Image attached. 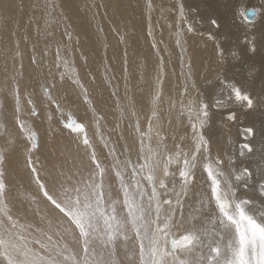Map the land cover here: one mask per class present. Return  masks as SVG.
<instances>
[{"label": "snow or ice", "instance_id": "6c2138e0", "mask_svg": "<svg viewBox=\"0 0 264 264\" xmlns=\"http://www.w3.org/2000/svg\"><path fill=\"white\" fill-rule=\"evenodd\" d=\"M146 7L151 12L152 0H146ZM178 12L183 24L186 17L182 2L178 5ZM244 14L247 15V10ZM251 14L257 15L255 9ZM211 23L217 25L215 19ZM187 31H193L192 24H188ZM65 32L71 42L72 33L67 29ZM148 35L151 36L152 32L149 31ZM176 35V43L182 47V33L178 30ZM152 47L159 53L155 42ZM250 50L254 52L255 47ZM219 54L222 58L223 50ZM56 60L57 68H65V72L61 73L63 79L69 61L61 55L60 47L56 49ZM164 69V57L158 56L151 98L152 118L148 121L146 132L141 131L139 122L135 125L143 162L134 163L129 156L120 159L115 145L100 137L103 148L112 157L111 167L118 181L116 195L112 185L105 182L107 170L86 123L77 121L71 114L63 122L69 134H74L76 148L82 147L89 161L87 177L77 172L74 180L73 175L65 173L62 167L57 168L53 164L56 169L53 172L41 160L40 136L34 126H29L21 118L18 83L11 90L14 101L12 121L18 125L27 143L12 138L4 100L0 98V137L4 138L0 143V264H264V203L258 207L256 200L246 195L258 183L259 199L264 202V167L225 170L222 161L212 156L210 140L204 134L210 120L209 104L190 98L184 106L195 141L192 155L178 151L174 156L167 155L166 159H162L159 149L145 145L144 137L151 139L153 119L161 101ZM124 71H128L126 65ZM188 75H191L190 67ZM73 77L84 102L92 106L90 111L99 129L103 117L96 115L90 92L74 69ZM106 82L111 83L107 77ZM52 87L54 85L44 87V96L49 105H55L61 112L63 119L64 113L52 93ZM183 91L188 92L187 85ZM112 95H117L115 90ZM125 99L127 103L117 99L121 117L126 111L137 116L135 101L127 91ZM230 102L240 109L254 110L258 105L264 106V100H258L243 85L235 83L230 86L227 101H218L217 106L232 107ZM27 103L32 105L30 115H41L36 111L31 93ZM43 114L45 119L52 120V113L47 108ZM227 119L236 120V113L230 112ZM242 132L244 142L239 145V155H255V145L247 142L255 135L254 128L246 127ZM259 134L264 140V130ZM201 152L203 164L200 183L197 184L195 169L197 154ZM14 155L17 156V163L22 164L27 172L28 180L25 194H18L15 198L18 204L9 199L14 179ZM260 158L264 161V147L260 149ZM181 159L177 183L169 166L181 163ZM161 171L163 177H173L171 183L158 178ZM144 182H147L148 188ZM33 185L34 191L31 190ZM192 188H196L199 208L189 213L186 219L184 206ZM241 190L243 193L238 194ZM29 213L38 217V223L28 219Z\"/></svg>", "mask_w": 264, "mask_h": 264}, {"label": "bare ground", "instance_id": "6f19581e", "mask_svg": "<svg viewBox=\"0 0 264 264\" xmlns=\"http://www.w3.org/2000/svg\"><path fill=\"white\" fill-rule=\"evenodd\" d=\"M2 1L5 5H7V9L5 12H2L4 11V8H3L4 6L2 5ZM82 2L84 3L83 5H85V0L84 1L83 0H0V4L3 6L2 7L0 5V52L3 53L0 58V62H1L2 68L4 69L3 70L0 67V71H1L0 73L3 74V78H4L3 83L1 81L0 82L2 83L1 84L2 88H3V84L5 85V88L0 89V93L4 91L3 94L2 95L0 94V95L3 96L2 99L4 100V110L8 115L7 123H8V128L10 130V133L12 134V138H14V135H18V131H19V129L16 128V126L14 125L15 122L12 121V112L14 111V101L12 100V96L9 92L10 82L11 81L15 82L14 76H13V69L17 68L18 73L20 75H24L23 77H20L18 80V85H19L20 90L27 89V90H30L32 94H34L36 88H38V82L35 80L34 71H33L35 67L31 66L34 64L33 58H32L33 56L32 57L27 56V55H30L31 54L30 52L35 49L36 45H38L35 42H33V40L37 41L35 40V38L37 37L33 35L35 33L34 32L35 29H38L37 35L39 34L42 35V39L40 38L38 40L40 47L37 50L35 49L36 51H33L34 52L33 55L36 54L35 59L37 60V62L39 63V62L51 61V58L56 54L57 47H60L61 55L64 57V59L69 61L66 75L67 74L69 75V73L73 75V69H74L75 73L79 76V78L87 77L91 80H94V82H92L89 85L90 97L94 96V98L101 99V101H99L98 104H99V107L102 108V110L106 111L105 110L106 106L109 108L113 107V105L117 102V98L115 99L111 97V95L107 92V86L101 82L100 75H105L109 77L111 79L110 84L114 83V81H118L121 84H123L124 85V95L122 98V102L127 103L125 99V91H127L128 96L132 97L135 101L136 110H138L137 108H139L138 106H140L139 104L142 101V96L144 97L143 99L147 100V91L145 90L147 88V80L144 82V85L141 88L139 86L142 83L141 77L142 78L145 77L147 79V70H151L155 74L157 65H156V58L153 55L152 56L154 58L150 57L151 55L150 56L147 55L152 50L151 47L149 46L150 47L149 50L150 49L151 50L147 52L148 49H146V51L143 54L144 56L143 60L146 59V61L148 62L146 64L145 75L142 76V74L138 73L139 66L137 65V63L141 61L140 60L141 59L140 58V52H141L140 45H142V43L144 42L147 44V26H146L147 24L145 25L144 23V20L146 19L140 21V23L139 21H136L137 22L136 24L138 25V27L136 26L137 27L136 29H138L139 27L140 28L142 27V29H140L139 31L135 30L134 36L126 37L122 35L121 31L123 30V27L121 26V24H118L119 20H117L116 16L115 18L117 21L110 20L111 23L107 24L108 22L105 19L103 20L101 17L93 16L94 14L91 11H94V10L88 11L85 8L82 9L83 7L80 8V4ZM86 2L88 1L86 0ZM177 2L179 4L182 2L184 6V10L187 9L191 13L192 20H194L199 25L201 22L204 27L203 28L204 31L202 30V32L199 30H198L199 32L195 30L192 31V33L195 35L194 39L193 37L192 38L184 37L185 33L184 34L182 33L180 37L182 47L180 46V49L181 51L183 50L185 51V47L187 49L188 48L192 49L193 55H192L191 60H193L196 64H198L200 68L202 67L206 68L204 71L206 76H208L210 71H211V75L208 78V83L206 84V86H203L202 89L201 88L199 89L197 88V86H195L196 88L195 90H193L192 89L193 85H191L192 83L191 81H180L182 78H184V75L179 74L178 76L176 72L175 74H172L171 71L173 69L170 70L172 65H170L171 62L169 61L168 59L169 56H168L167 62H165L166 67L164 71L166 75L164 77V85H163V92H162L164 103L167 101L166 98L175 97L177 99H175L174 104L172 103L173 104L172 106L175 107V109L173 110L179 109L181 107L179 101L181 100L183 96L185 97V94H186L183 91V88L185 85H187L189 89V91L187 92L188 97H190V95H193L194 97L197 96L200 98L204 97L205 100L210 103L211 98L215 95L214 92L216 90L217 84L221 81H225L227 84V87L226 85L223 86L224 88L223 93L226 92L227 94H229L231 84L235 83L237 84V86L243 85L244 88H246L258 100H264V0H177ZM55 3L58 4V9L55 8L57 9L56 11L53 10V7L56 6L54 5ZM95 3L98 4V2H95ZM178 3H177V7L179 5ZM22 5H24L25 10L28 12L33 9H35V11L33 13H28L25 15ZM157 6L159 5L157 4ZM163 6L162 8H160L159 11H158V8L157 9L152 8L151 12H149L148 10L149 15L153 14L155 18L159 16L160 17L164 16L165 13L164 15H162V12H163L162 10H165L168 7V5H165L164 7ZM129 8L132 9L131 7ZM237 8L239 9V13L241 17L246 22L254 23V24L245 23L238 15ZM245 9L247 10L250 9L251 11L255 9L257 15L255 16L251 15V19L246 20L244 18L245 15H243ZM171 10L172 11L177 10L178 12V8H173L172 6H170V11ZM88 12H91L93 15L91 13H90L91 15H89ZM126 13L128 14L129 12H126ZM190 13H189V16H190ZM133 14L134 12L131 15ZM140 15H142V13ZM136 16H135V20L139 18L143 19L142 16L140 17L137 16L138 18H136ZM146 17H147V13H146ZM150 18L152 19V17ZM151 19H149V21ZM213 19L217 21L218 26L213 25L211 23V20ZM39 20L41 21L39 27L34 26V24H36ZM169 21L171 22V25L170 24L167 25V23L165 24L163 23L162 25V28H163L162 32L165 33L166 36H167V32L170 33L172 29L176 31L178 28L181 27L180 26L177 28L178 22L176 19H175V22L174 21L172 22L171 19ZM24 23H27L28 28H32V29L29 31L25 27ZM89 23H90V26L88 27L87 25H89ZM157 24H159V22L155 24V21H153V25H157ZM62 27L64 29L63 31L64 34L66 33L65 32L66 29L68 30V28H73V30L77 33V35H79V38H81L82 43H80V45L78 46V49L76 48V46H70L72 42H70L69 45H65L67 47H64L62 45L63 48L59 44L60 42L59 40L61 38L58 37V35H56L57 33L56 29L60 28L59 30L60 32H62ZM158 27L161 28L160 26ZM96 30H100L101 32H110L111 38L119 50H120L119 47H121V44L124 42V45L126 44V45L131 46V48L130 47L129 48L133 50V53L129 54L128 56L126 55V57H123L122 53L118 54L116 51L111 54L106 52V50L101 52L99 48L100 46L98 45V33H96ZM157 30L158 29H154V27H151L150 31L152 32L153 37L156 36L155 32ZM204 33H208L211 39H206V37L204 38L203 37ZM174 34L172 35L171 40L176 43L177 38L174 37ZM121 37H123V39H121ZM56 38H58V40H56ZM142 39H144V42L142 41ZM193 40H195L194 44H193ZM43 41H44V44H43ZM22 44H25L29 48L26 50L18 51V53H16V51L13 49L14 47L16 48L17 46L20 49L26 48L22 46ZM30 45L32 49L30 48ZM253 46L255 47L254 52L250 50ZM106 47H107V43H106ZM227 47H232L233 48L232 51L229 52ZM214 48L217 50V52ZM11 50L14 51L15 56L11 54L10 58H6V55L8 54V52L11 53ZM94 50H96L97 52H94ZM220 50H223L222 58L219 54ZM24 51L25 53L23 54ZM233 53H235L236 55L234 56ZM71 54H74L75 57L72 58ZM185 55L187 56L186 53ZM161 56L163 55L161 54ZM15 57H18V59ZM100 59L103 62L100 61ZM220 59L221 61L219 62ZM235 59H238V61L234 62ZM83 60H85V63H83ZM204 60L206 64L204 63ZM105 61H108L109 63V64L107 63V66H106V69H107L106 73L105 71H102V68L104 69ZM56 62L57 61H55V63ZM51 65L52 64H50V67ZM125 65L128 69L127 72L124 71ZM43 66L47 67L44 63H42V67ZM179 68L181 69V73L184 72V70L181 67ZM50 74L52 77H54L55 73L52 67L50 68ZM125 77H127V79H125ZM151 78H152V75L151 77L148 76V80ZM153 80L154 79H152V82ZM30 83H34V84H30ZM13 86L15 87L14 83H13ZM66 86L67 84L64 85L63 88H65L64 90L67 92L68 89L66 88ZM150 89H151L150 90L151 92L150 91H149L150 93L148 92V95L150 96L149 98L152 97L151 93L153 90V84L151 85ZM197 97L196 99H198ZM219 97L220 95L218 94L217 98ZM71 99L72 101L75 100L74 97H72ZM183 101L185 102V99ZM68 105L70 106L71 104L68 103ZM80 108H82V105L75 107V109H78V110ZM243 114H245V119L243 121V124L233 122L232 125H228V128H226V130L218 123L219 121H223L225 117L224 116L218 117L216 115V118L213 121L212 127L210 126L208 129L210 136L211 137L213 136L216 138L213 152L218 151L219 156L224 157L222 156L223 154L222 151L225 149L227 151V154L224 153L223 155L226 154L228 156V153L231 154L230 155L232 159L231 162H229L228 165L222 166L225 170L234 168L238 171L242 169L243 167H248L254 170V169H257L258 167H264V161H262L260 158V149L261 147H264V140L261 139V136L259 134L261 130H264V106L258 105L254 110L245 111ZM106 115L107 117L105 118V120H103L104 122L113 120L112 121L113 124H118V126L123 124V127L125 128V130L128 128V125L133 126L135 123L140 121V119L139 121L137 120L136 116L131 115L130 111H126L123 117H121L120 113L113 114V113L107 112ZM174 116L172 115V117H170L169 119L174 118V120H177V116L176 115ZM131 119H134L135 121L133 120V122L131 123ZM104 122L102 126H105L109 123V122L108 123L105 122L104 124ZM175 123L176 122L174 121L169 123V125L172 127L173 130L175 129V126H177L175 125ZM186 123L187 121H185V124ZM110 124H108L107 127H109ZM246 127H253L254 130H256L254 139L250 141V143H253L255 145L256 151H255V155H252L251 158L244 159L242 161V159L238 155L239 153L237 152V149L236 150H233V149H235V146H236L235 143L239 141V134H238L239 129L241 130V128H246ZM120 130L122 131L121 128ZM133 131L134 129L132 127V130H130L129 132L132 134V135L131 134L129 135L131 138V139L129 138V140H132V138L135 137L134 135H138L139 137V134H136ZM123 134L124 132L121 135L123 136ZM171 134L172 132L170 133V135ZM109 135H111L112 137L117 136L114 133H109ZM3 140L4 138L0 137V143H2ZM137 140H138L137 150L140 153V139H137ZM144 140H146V143H145L146 146L150 144L149 141H152L154 142L150 144L152 148L157 149L159 147V146L154 147L155 145L160 144V143L155 144L156 140L154 139V137H151L150 140L148 139V137H146V139L144 137ZM227 140H228V143H227ZM125 141H127V139ZM157 141H159V139ZM18 142H19V138H18ZM97 143L98 144L96 145L100 146L103 149L102 144H100L98 140H97ZM131 145H134V144L132 143ZM74 146H75V140L69 139L65 135L64 132H61L57 134L56 136L52 137L47 142V147L50 151L49 152L50 154H48L47 157H45L46 164L49 167V169L53 172L56 170L55 168L52 167L53 164H55L57 168H60L61 166H63L64 159L61 155L62 152L68 153L70 151V148ZM115 147L119 150H122L121 149L122 147L119 141L115 145ZM129 151H130V148H129ZM213 152L211 151V154L214 157ZM163 153L161 151L160 157L162 159H165L164 158L165 155ZM128 155H131V154H128ZM198 157H203L202 152L198 154ZM105 158L107 161L102 160L107 165L105 182L106 184L112 185L113 194L116 195L117 189H118V181L116 180V177L112 175L113 172L109 165L112 162V157L108 156L107 152H105ZM20 160L22 161V157L20 158ZM12 163H13V168H14L12 175L14 179H13L12 191L11 193H9V199L12 200L14 203L18 204L19 202L15 198L18 194L21 196L25 194V190L28 188V180H27V174L24 172L22 168V164L17 163V156L14 155L12 157ZM17 172L19 174H17ZM158 174H160L159 176H162L161 172ZM20 185H23V187H20ZM31 190L32 191L35 190L34 185L31 186ZM192 190H194V188H192ZM247 192L250 198H253L256 200L258 207H260L262 203H264L259 199V191L252 192V190H248ZM41 207H43L42 204H41ZM188 207L189 208L184 213L187 218L189 217V213L192 212V207L190 205H188ZM178 218H179V214H178ZM28 219L33 223H38V217L33 216L31 213H29Z\"/></svg>", "mask_w": 264, "mask_h": 264}, {"label": "rangeland", "instance_id": "374dc122", "mask_svg": "<svg viewBox=\"0 0 264 264\" xmlns=\"http://www.w3.org/2000/svg\"><path fill=\"white\" fill-rule=\"evenodd\" d=\"M87 1L88 2H86V0H85V5H83L84 3L82 2L80 4V8L83 7L82 9L85 8L88 11L94 10V11H91L94 15L91 12H88V14L89 15L92 14L93 16L101 17L103 20L105 19L108 22L107 24L111 23L110 20L111 21H114L117 18V20H119L118 21V24H121V26L123 27V30L121 31L122 32V35H124L126 37L134 36L135 30L136 31L137 30L139 31L140 29H142V27L141 28L139 27L138 29H136L138 27V25L136 24L137 23L136 21H139V23H140V21L146 19V20H144V23H145V25L147 24L146 25L147 26V44L144 42V39H142V41L144 43H142V45H140L141 46V52H140V58H141L140 60L141 61L139 63H137V65L139 66L138 67V70H139L138 73L139 74H142V76L145 75L146 64L148 62L146 61V59L143 60L144 59L143 58L144 57L143 54L146 51V49H148L147 52H149L152 49L147 55H149V56L151 55L150 57H152V58L155 57L156 58V65L158 63V56H161V54H162L163 57H164L165 62H167V57L169 56L168 59L171 62L170 65H172V67L170 68V70L173 69L171 71L172 74H175V72H176L178 76H179V74L180 75H184V78H182L180 81H191L192 82L191 85H193V88H192L193 90H195V88H196L195 86H197V88H199V89L200 88L202 89L203 86H206V84L208 83V78L211 75V71L209 72L208 76H206V74L204 73V71H205L206 68H203V67L200 68L198 64H196L193 60H191L192 59V55H193L192 49H190V48L187 49L185 47V51L184 50L181 51L180 46H178L177 43H175V42H173L171 40L172 39V35L174 33H175L174 34V37L177 38V35H176L177 30L181 31V33H183V34L185 33L184 34V37H191V38L193 37V39H194L195 38V35L192 32H188L187 31V27H188V24L189 23L192 24L193 30H195V31H198L199 30V31L202 32V30L204 28L201 22H200V25H199L194 20H192V15H191V13L187 9L184 10L185 11V16H186L185 22L183 24L180 23L179 14H178L177 10L176 11H172V10L170 11V6H172L173 8H178L177 7V3H178L177 0H171V1H169V0H153L152 1L153 8H156V9L158 8V11L160 10V8H162L163 5L164 6L165 5H168V7L165 10H162L163 11L162 12V15H164V13H165V15L162 16V17L159 16L160 18L159 17H156L155 18L153 16V14L152 15H149V13H148V10L149 9L145 6L146 5V0H137V1H135V0H127V1L126 0H101V1L100 0H92V2H91V0H87ZM95 2H98V4L95 3ZM118 3H120V4H118ZM125 4H126V6H125ZM157 4L160 7L157 6ZM2 5L1 6L4 8V11H2V12H5L6 9H7V5H5L3 3V1H2ZM54 5H56V6L53 7V10L56 11L58 9V4L55 3ZM129 7H131L132 9H130ZM22 8H23V11H24L25 15L28 14V13H33L35 11V9L30 10L29 12L26 11L24 5H22ZM55 8H57V9H55ZM121 9H123V10H121ZM129 10L130 11L133 10V11L130 12ZM126 12H129L130 15H129V13L127 14ZM133 12H134V14H133L134 16L131 15ZM137 12H139L140 14L142 13V15L143 14L144 15L142 16V15H140ZM146 13H147V17H146ZM189 13H190V16H189ZM237 13H238V15L240 16V18L245 23H247V24H254V23H248V22H246L241 17L238 8H237ZM114 14H116V15H114ZM136 14H137V16H139V15L142 16L143 19L142 18H139L140 20L139 19L135 20ZM243 15H245V14H243ZM115 16H116V18H115ZM137 16H136V18H138ZM144 16H145V18H144ZM126 17H128V18H126ZM150 17H152V19ZM244 18L247 20L246 15L244 16ZM149 19H151L152 21L151 20L149 21ZM170 19L172 20V22L173 21L175 22V19H176L177 22H178L177 28L180 27V26L181 27L178 28L176 31L174 29H172L170 31V33L167 32V36H166L165 33L162 32V29H163L162 28V25H163V23L164 24L167 23V25L168 24L171 25V22L169 21ZM121 21L123 22V24H122ZM153 21H155V24L158 23V22H159V24L153 25ZM162 21H164V22H162ZM40 22L41 21L39 20L36 24H34V23L33 24H34V26L39 27ZM131 23H133V24L135 23L134 24L135 26L133 24H131ZM24 25H25V27L29 31L32 29V28H28V24L27 23H24ZM87 26L89 27L90 26V23ZM146 26H145V28H146ZM158 26H160L161 28H159ZM196 26H198V27H196ZM25 27H23V28H25ZM119 27H120V25H119ZM151 27H154V29H158L155 32V35H156L155 37L156 38L153 37L152 35L151 36L148 35ZM131 28H132V30H131ZM59 29L60 28L56 29V32H57L56 35H58V37L61 38L59 40L60 41L59 44L61 46L63 45L65 47V45H69L70 42L68 41V38H67L66 33L64 34V32H63L64 31L63 27H62V32H60ZM120 29H121V27H120ZM68 31H70L72 33V36H73V40L71 41L72 43H71L70 46H76V48L78 49V46L80 45V43H82L81 38H79V35H77V33L73 30V28H68ZM34 32L35 33L33 35H35L37 37V38H35V40H37V41H34L33 40V42H35L36 44H38V45L35 46V49L37 50L40 47L38 40L40 38L42 39V35L41 34L37 35L38 34V29H35ZM96 33H98V45L100 46L99 48H100V51L101 52H103L104 50H106V52H108V53L111 54V53H114L116 51L118 54H121L122 53L123 57H126V55L128 56L129 54L133 53V50L130 49L131 46L126 45V44L124 45V42L122 44L119 42L121 44V47H119L120 48V50H119L118 47L115 45L114 41L112 40L110 32H101L100 30H96ZM171 33H173V34H171ZM50 35H51V33H50ZM158 37H160V38H158ZM203 37L204 38L206 37V39H211V37L208 35V33H204L203 34ZM26 38H27V36H26ZM56 40H58V38H56ZM77 40L79 41V43H77ZM153 42H155L156 45H157V47L159 48V53H157V51L152 47V44L151 43H153ZM194 42H195V40H193V44H194ZM57 43H58V41H57ZM106 43H107V47H106ZM43 44H44V41H43ZM22 46H24L26 48L25 49H20L19 47L16 46V48L14 47L13 49L16 51V53H18V51L26 50V49L29 48L25 44H22ZM63 46H62V48H63ZM149 46L151 47L150 50H149V48H150ZM30 48L32 49L31 45H30ZM35 49L33 51H36ZM227 49L229 50V52H231L233 48L232 47H227ZM33 51L30 52L31 53L30 55H27V53H26V55L28 57H30V56L32 57L33 56L32 58H35L36 57V54L33 55L34 54ZM94 52H97V51L94 50ZM184 52L187 54L188 57L185 55ZM216 52H217V50H216ZM24 53H25V51L23 52V54ZM2 54L3 53L0 52V58H1ZM11 54L14 55V51L13 50H11V53L8 52V54L6 55V58H10L11 57ZM71 56H72V58L75 57L74 54H71ZM15 58L18 59V57H15ZM55 61H57L56 60V54L51 58V61H48V62H39L38 63L37 60L35 59V63L33 65H31V66H34L35 67L33 71H34L35 80L38 82V88H36L34 94H32V92H30V90H27V89L26 90H20V92H21V102H22V114H21V118L24 119V120H26L29 123V126H34L35 127V130H37V132H38V134L40 136V140H41V150H40L41 160H43L46 163L45 157H47V155L50 154L49 153L50 151H49V149L47 147V142L52 137L56 136L57 134H59L61 132H64L65 135L69 139L74 140V138H73L74 137V134H69L68 130L63 127V122L65 120H67L69 118V114H71V117L72 118L76 119L79 122H82V123H86L87 124L88 129H89V135H90V137H92L93 143L95 145L98 144L97 143V140H98L99 143L102 144V147H103V143L100 140V137L101 136H103L105 140H108L113 145H116L118 143V141H119L120 142V145L122 147L121 148L122 150H119V149L116 148L117 149L116 155L120 159H124L125 156H129L134 163H136V162L142 163L143 161L141 159V153H139V151L137 150V145H138V140L137 139H139L138 135H134L135 137L132 138L133 141L132 140H129V138H130L129 135L131 134L129 132H130V130H132V127L134 129L133 132L136 133V134H139V133H137L135 131V125H136V123L133 126L128 125V128H127L128 130L127 129L125 130V128L123 127V124L122 125H119V126H118V124H113L112 123L113 120L112 121H108L109 123L107 121H105L108 124L112 123V124L109 125V127H107L108 124L105 125V126H102V124L104 122L103 120H105V118L107 117V115H106L107 112L113 113V114L120 113L119 105L116 102L113 105V107H111V108H109V107L106 106L105 107V110L107 111L106 112V111L102 110L101 107H99L98 102L101 101V99L100 98H94V96H91L90 99L93 100V104H94V106L96 108V115L98 114L97 116L103 117V120L100 121V127H99V129H97L96 128V122H95V119L93 117V113L90 111V108L92 106H90V105H88V104H86L84 102L83 97L80 95V89H79V87L76 86L73 83V79H74L73 75L71 73H69V75L67 74L68 76L65 74L64 78L61 79V73H64L65 70H64V67L63 66H61L60 68H57ZM100 61H102V60L100 59ZM220 61H221V59L219 60V62ZM237 61H238V59H235L234 60V62H237ZM42 63H44L47 67H44V66L42 67ZM49 63L52 64L51 67H52V69H53V71L55 73L54 74V77H52L51 74H50V68L51 67H50V64ZM83 63H85V60H83ZM107 63H108V61H105V63H104V69L101 66L102 71H105V73H106ZM204 63L206 64L205 60H204ZM220 66H222V65H220ZM0 67H1V69H3L2 66H1V62H0ZM165 67H166V63H165ZM179 67H181L184 70V72L181 73V69ZM189 67L191 68V75L190 76L188 75ZM178 71H180V72H178ZM151 75H152V78L148 80V76L151 77ZM13 76H14L15 82L18 83L19 78L20 77H23L24 75H20L18 73V71H17V68H14L13 69ZM0 77H1L0 78L1 79L0 81L3 83V79H4L3 78V74H1ZM106 77L107 76H105V75H100L101 82L104 83L107 86V92L111 95V97H113L115 99L116 98L117 99L119 98V100H120L121 103H125V102H122V98H123V95H124V85L121 84L118 81H114V83L110 84V83L106 82ZM107 78L110 79L109 77H107ZM152 79H154V72L151 71V70H147V79L145 77H143V79H141V82L142 83H141V85H139L142 88V86L144 85V82L147 80V88L145 89L147 91V100L146 99H143L144 97L141 95L142 96V101L139 104L140 106H138L139 108H137L138 110H136L137 111L136 118H137L138 121L140 119L139 123H140V129H141L142 132H146L147 131L148 121H149V119L152 118V112H151V98L152 97L149 98L150 96L148 95V92L151 90L150 89L151 88V85L153 84ZM80 81L84 85V87L88 89V91L90 89L89 88V85L92 82H94V80H91V79H89L87 77L80 78ZM1 82H0V89H3V88H5V85L3 84V88H2L1 87V84L2 83ZM15 82L14 81H11L10 82V85H9V92H10V94H11V90L14 88L13 83L16 86V83ZM30 84H34V83H30ZM66 84H67L66 88L68 89L67 92L64 90L65 88H63V86L66 85ZM52 85H54V87H52V93L59 100V102H60V108H61V110L64 113L63 119H61V112L56 109L55 105H49L46 97L44 96V87L45 86H52ZM225 85H226V82L225 81H221V82H219L217 84L216 90L214 92L215 95L211 98V100H210L211 102L210 103L207 102L204 97H201L200 98V97H197L196 96L198 98V100H201V101H203L205 103H208L209 106H210L209 107L210 120H209L208 125L204 129V134H205L206 138L210 140V148L212 149V150L210 149V151H212V152L214 151V146H215L216 138L213 137V136L212 137L210 136V134L208 132V129H209L210 126L212 127L213 121L216 118V115L218 117H223V116L225 117L223 121H219L218 123L226 130V128H228V125H232L233 122H237L239 124H243V121L245 119V114H243V113L245 111H248L249 110V109H240V108L236 107L234 105V102H230V103L233 104V106L232 107H228V108H222V107H218L217 106V102L218 101H227V98L229 96V94H227L226 92L223 93V90H224L223 86H225ZM113 90L116 91V93H117L116 96H113L112 95ZM188 91H189V89H188ZM3 92L4 91H2L0 94L2 95ZM29 93H31L32 99L35 102L36 111L39 112V113H41L40 116H32V115H30L31 110H32V105H30V104L27 103V97H28ZM218 94L220 95L219 98H217V95ZM1 95H0V98L3 97ZM72 97H74V99L76 100L75 101L73 99L75 102L72 101V99H71ZM185 97H187V98H185ZM185 97L183 96L181 98V100L179 101L181 107L179 109L173 110V109H175V107L172 106V105L174 104L175 99H177V98H175V97L174 98L168 97V98H166L167 101L164 103L163 96H161V101H160L159 106H158V110H157L156 117H155V119H153V126L155 128L153 127V131L151 133V137H154V139L156 141L159 139V141H157V142L155 141V144H157V143H160V144L159 145H155L154 147H158L159 146L157 149H159V152L160 153H161V151H162V153L164 152L163 154L165 155V157H164L165 159H166V156L167 155H173L174 156L175 153L178 152V151L179 152H182V153H187L189 155H192L193 152L195 151V141L192 139V128H191V124L188 121L187 111H185L186 108L184 106H186L188 104L190 98L191 99H196V97H194L193 95H190V97H188V93L185 94ZM184 99H185V102L183 101ZM73 102H74V104H73ZM68 103L71 104V105L69 106ZM81 105H82V108H80L79 110L78 109H75L76 106H81ZM145 105H147V106H145ZM171 107H173V108H171ZM45 108H47V110L52 113L53 118H52L51 121H49V120H47V119L44 118V114L43 113H44ZM100 108H101V110H100ZM233 111L236 113L237 119L236 120H228L227 119L228 114L230 112H233ZM181 113H184V114L181 115ZM172 115L173 116L176 115L177 116V120H174V118L169 119L170 117H172ZM133 120L134 119H131V123L133 122ZM167 120L170 121V122H173V121L176 122L175 125H177V126H175V129L174 130L169 125L170 122H168ZM185 121H187L186 124H185ZM105 122H104V124H105ZM14 125L16 126V128H18V125H16L15 123H14ZM120 128L122 129V131L120 130ZM243 129L244 128H241V130L239 129V131H238L239 141H237L235 143L236 146H235V149H233V150H236L237 149V152L238 153H239V145L244 142V140H243V132H242ZM123 132H124V134H123L124 137L121 135ZM157 132H159V135H157ZM171 132L173 134V135L171 134L172 136L170 135ZM254 132H256V130H254ZM109 133H114L117 136L116 137H112L111 135H109ZM120 136H122V137H120ZM146 137H145V139H146ZM172 137H173V139H172ZM18 138H19V142L27 143V141H25L24 138H23V134L20 133V130L18 131V135H14V138L13 139H18ZM118 138H119V140H118ZM122 138H124L125 140L127 139V141H125ZM253 139H254V136L250 137L247 142L250 143V141H252ZM94 140H95V142H94ZM221 140H222V138H221ZM144 142L146 143V140H144ZM149 142H150V144L154 143L152 141H149ZM132 143L134 145H131ZM227 143H228V140H227ZM75 144H76V142H75ZM166 145H167V147H166ZM129 148H130V151H129ZM96 150H97L98 155L100 156V159H101L102 164L106 167V170H107L106 163H104L102 161V160H106V158H105V152H107V149H104V148L102 149L100 146L96 145ZM225 151H226L225 149L222 151L223 154L224 153L227 154V151L226 152ZM213 153H214V157H216L220 161H222V166L228 165L229 162H231V160H232L231 159V156H230L231 155L230 153H228V156L226 154L225 155L222 154V156H224V157L219 156L218 151H215ZM128 154H131V155H128ZM61 155H62V157L64 159L63 166H61V167L63 168V170L65 171V173H67L69 175H73V179L74 180L77 178V176L74 175L77 172L80 174V176L87 177V174H88V171H89V161H88L87 157L84 155V152H83V148L82 147L79 148V149H77L76 146L71 147L70 148V151L68 153L62 152ZM252 155L253 154H247L246 156H243V157H241L239 155V157L243 161L244 159L251 158ZM233 159H234V157H233ZM202 164H203V157H198L197 167L195 169V173H196L197 178H198L196 183H198V184L200 183L199 177L201 176ZM109 165L111 167L112 162ZM181 167H182V159H181V163H179V164L173 163V164H171L169 166V171L172 172V173H175V180H176L177 183H179V169ZM111 169H112V167H111ZM24 172L27 174V172L25 170H24ZM112 172H113L112 175L115 176L114 170H112ZM129 172H130V169H129ZM161 174H162V176H159L160 174H158V176H159L158 178L166 179V182L171 183L173 177H167V178L163 177L162 171H161ZM127 178L128 177L126 176V179ZM144 183H145V187L148 188L149 186L147 185V182H144ZM257 188H258V183L255 186V188L250 189V190H252V192H254V191L258 192ZM242 193H243V190H241V193H238V194H242ZM251 194H253V193H251ZM246 195H247V197L250 198V196L248 195V192L246 193ZM188 205H190L192 207V212L191 213H193L195 211V209H198L199 208V203H198V197H197L196 188H194V190L191 189L189 191V194H188V197L186 198V202H185V206H184V213L189 208ZM185 218L187 219L186 216H185Z\"/></svg>", "mask_w": 264, "mask_h": 264}, {"label": "water", "instance_id": "95a60500", "mask_svg": "<svg viewBox=\"0 0 264 264\" xmlns=\"http://www.w3.org/2000/svg\"><path fill=\"white\" fill-rule=\"evenodd\" d=\"M245 10H247V9H245ZM245 10H244V12H245ZM251 13H252V11L250 9H248L247 15H246L247 19H251V15H252Z\"/></svg>", "mask_w": 264, "mask_h": 264}]
</instances>
